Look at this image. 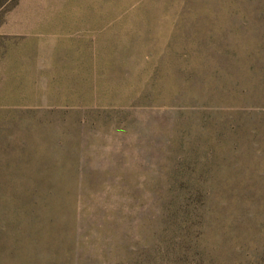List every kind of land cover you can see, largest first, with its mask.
Returning a JSON list of instances; mask_svg holds the SVG:
<instances>
[{"label": "rangeland", "instance_id": "374dc122", "mask_svg": "<svg viewBox=\"0 0 264 264\" xmlns=\"http://www.w3.org/2000/svg\"><path fill=\"white\" fill-rule=\"evenodd\" d=\"M0 264H264V0H0Z\"/></svg>", "mask_w": 264, "mask_h": 264}]
</instances>
